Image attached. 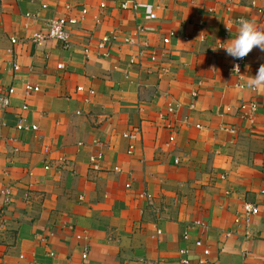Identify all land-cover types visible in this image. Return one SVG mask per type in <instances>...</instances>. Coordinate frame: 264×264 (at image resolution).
Returning <instances> with one entry per match:
<instances>
[{"label": "crops", "instance_id": "crops-1", "mask_svg": "<svg viewBox=\"0 0 264 264\" xmlns=\"http://www.w3.org/2000/svg\"><path fill=\"white\" fill-rule=\"evenodd\" d=\"M120 1L0 0V264H264V50L216 46L264 0ZM57 15L70 46L33 41Z\"/></svg>", "mask_w": 264, "mask_h": 264}, {"label": "built area", "instance_id": "built-area-1", "mask_svg": "<svg viewBox=\"0 0 264 264\" xmlns=\"http://www.w3.org/2000/svg\"><path fill=\"white\" fill-rule=\"evenodd\" d=\"M103 6V4L101 5ZM46 5L45 4H42V8H45ZM67 9H70V4H67L65 6ZM119 7L120 8H131L132 10L134 11H139L141 10L142 8L136 3L134 2L133 0H122L119 2ZM86 10L83 9L82 12H85ZM25 16L26 17H30V18H33V19H38V15L35 13H30V12H27L25 13ZM148 17H154L153 14H150V15H147ZM43 27L35 32L32 36V40L33 41H40V40H45V39H56V40H59L65 47H69L70 46V27L75 25L77 23V20L76 18L72 17V16H65V15H57V16H53V17H49V18H45L43 20ZM203 39L205 38L204 36L202 37ZM119 40V37H118V34L111 31L109 32L108 34H104L101 36L100 40L98 41L97 43V46L100 50H104L106 51L110 46L111 44L113 43H116L117 41ZM133 40V39H132ZM131 38H129V36H126L122 43L126 42V43H130L131 41ZM11 42L12 43H15L16 42V38L15 37H12L11 38ZM224 43L223 41H219L217 42L216 46L220 48L221 44ZM86 51V50H85ZM156 58L155 54L154 53H151L150 55V59L151 60H154ZM243 63H244V58L243 59H237V58H234L232 59V65H231V70L234 72V73H238L241 69H242V66H243ZM238 66V67H237ZM12 67L14 70H17L18 69V66L13 63L12 64ZM57 67L58 68H62L63 67V64L62 63H59L57 64ZM24 87V90L26 93H29L31 91H38L39 90V86L38 85H32L30 83H25L23 85ZM77 89H82V87H78ZM14 91V88L13 87H9L7 92L1 96L0 100L2 102L3 105H7L9 103V97L10 95L13 93ZM90 92H92L90 90ZM24 108H26V106H23ZM240 109H243V110H246L248 111L249 113L253 112L255 110V104L254 103H250L249 105H245V104H242L240 106ZM16 128L18 129H35L36 126L34 124H26L22 119H20L18 121V123L16 124ZM137 134H139V132L135 131V132H127V133H124V136L125 137H128L130 139H135ZM134 145L133 144H130L129 145V152L133 149ZM99 158V156H91L90 157V160L92 162H95L96 159ZM116 169H118L116 167ZM126 186H129L126 185ZM242 209H243V213H244V216L249 218L251 215H256L259 211L258 209V206L254 203H251V202H248V201H245L243 203V206H242ZM238 221V219L236 220ZM188 234L187 232L184 234V237L187 238ZM196 245H200L201 244V241L200 240H196L195 242ZM185 250H181V252H184ZM209 253V250L207 248H204L203 249V254L204 255H207ZM85 256V255H84ZM184 262H186V260H183Z\"/></svg>", "mask_w": 264, "mask_h": 264}, {"label": "clouds", "instance_id": "clouds-1", "mask_svg": "<svg viewBox=\"0 0 264 264\" xmlns=\"http://www.w3.org/2000/svg\"><path fill=\"white\" fill-rule=\"evenodd\" d=\"M239 25L235 38L222 43L220 48H224L228 55L237 59L246 57L254 47L264 50V29L259 28L252 20H241ZM227 27L229 31H232L230 26L227 25ZM249 84L251 86L264 85V65L260 66L258 73L254 79L249 81Z\"/></svg>", "mask_w": 264, "mask_h": 264}]
</instances>
